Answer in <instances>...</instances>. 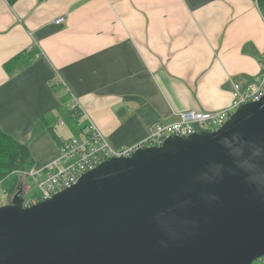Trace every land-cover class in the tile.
Instances as JSON below:
<instances>
[{
  "label": "crops",
  "instance_id": "crops-1",
  "mask_svg": "<svg viewBox=\"0 0 264 264\" xmlns=\"http://www.w3.org/2000/svg\"><path fill=\"white\" fill-rule=\"evenodd\" d=\"M263 50L256 0H0V130L31 173L87 119L129 147L184 110L228 107Z\"/></svg>",
  "mask_w": 264,
  "mask_h": 264
},
{
  "label": "water",
  "instance_id": "water-1",
  "mask_svg": "<svg viewBox=\"0 0 264 264\" xmlns=\"http://www.w3.org/2000/svg\"><path fill=\"white\" fill-rule=\"evenodd\" d=\"M23 200L0 206V264H251L264 256V95Z\"/></svg>",
  "mask_w": 264,
  "mask_h": 264
},
{
  "label": "built area",
  "instance_id": "built-area-1",
  "mask_svg": "<svg viewBox=\"0 0 264 264\" xmlns=\"http://www.w3.org/2000/svg\"><path fill=\"white\" fill-rule=\"evenodd\" d=\"M63 17L55 20L61 23ZM264 95V50L259 61V72L245 85H233L232 101L218 111L184 110L175 122L154 123L141 141L129 147H113L99 127L90 120L81 135L64 140L59 147V156L39 170L30 174L36 194L23 196V205L29 206L50 198L54 193L71 186L86 171L111 157L130 156L134 151L160 145L170 135L186 137L203 130H214L225 122L240 105L255 102ZM78 108V107H73ZM3 205L0 202V206ZM251 264H264V256Z\"/></svg>",
  "mask_w": 264,
  "mask_h": 264
},
{
  "label": "trees",
  "instance_id": "trees-1",
  "mask_svg": "<svg viewBox=\"0 0 264 264\" xmlns=\"http://www.w3.org/2000/svg\"><path fill=\"white\" fill-rule=\"evenodd\" d=\"M16 0H7L12 5ZM259 9L264 11V0H256ZM44 120V119H43ZM45 121V120H44ZM86 127V124L84 128ZM49 131L53 132L49 127ZM32 159L28 147L20 143L13 136H10L0 130V184L3 187L9 200L17 192L21 196L25 195V188L19 181L20 173L29 175L26 171L31 167ZM36 193H31L29 197ZM8 200V201H9Z\"/></svg>",
  "mask_w": 264,
  "mask_h": 264
},
{
  "label": "rangeland",
  "instance_id": "rangeland-1",
  "mask_svg": "<svg viewBox=\"0 0 264 264\" xmlns=\"http://www.w3.org/2000/svg\"><path fill=\"white\" fill-rule=\"evenodd\" d=\"M64 131L66 133H70L67 127H65ZM26 172L29 175L24 174V172L23 173H20V175H19V181L21 183V186H23V188L26 189L25 190V193L29 197V195H31V193H35L36 192V189L33 186V184L31 183V181H32L31 178H30L31 171L27 170ZM8 200H9V198L7 196V193L4 192L3 187L0 184V202H1V204H5L6 202H8Z\"/></svg>",
  "mask_w": 264,
  "mask_h": 264
},
{
  "label": "bare ground",
  "instance_id": "bare-ground-1",
  "mask_svg": "<svg viewBox=\"0 0 264 264\" xmlns=\"http://www.w3.org/2000/svg\"><path fill=\"white\" fill-rule=\"evenodd\" d=\"M90 123V120L89 119H87L86 120V125H88ZM85 129V128H84Z\"/></svg>",
  "mask_w": 264,
  "mask_h": 264
},
{
  "label": "clouds",
  "instance_id": "clouds-1",
  "mask_svg": "<svg viewBox=\"0 0 264 264\" xmlns=\"http://www.w3.org/2000/svg\"><path fill=\"white\" fill-rule=\"evenodd\" d=\"M8 202H9V201H8ZM8 202H6V203H8ZM6 203H5V204H6ZM3 205H4V204H3Z\"/></svg>",
  "mask_w": 264,
  "mask_h": 264
}]
</instances>
